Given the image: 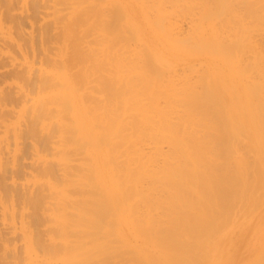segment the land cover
I'll list each match as a JSON object with an SVG mask.
<instances>
[{"label": "bare ground", "instance_id": "obj_1", "mask_svg": "<svg viewBox=\"0 0 264 264\" xmlns=\"http://www.w3.org/2000/svg\"><path fill=\"white\" fill-rule=\"evenodd\" d=\"M134 1L136 3L139 1L140 3L142 1L144 2V0L142 1L131 0V2ZM156 1H158L156 3L157 9L155 8L156 13L155 16L152 17V19H150L149 16L146 15L147 9H145L146 6H143L146 2L144 3L142 2L143 3L142 5L140 4L141 6L140 9H142L144 13L143 16H144V20L146 21V27H142L141 25H139V23L133 18L134 16L132 17L133 13L129 14L128 23L133 28V31L136 32V34L148 32L149 38L146 37L147 40L146 45L148 44L147 48L150 50L151 53L154 54V59L157 60L158 62L159 61L166 62L169 56L176 51L179 52L182 51L183 54H186L188 48L197 49L198 51H200V53L201 52L211 53L212 56L210 57L211 59L213 58L215 61L210 62L211 67H208L210 76L207 79L205 85H201L200 89H198L197 85L193 83H187V84L185 83L183 85L185 86L184 88L182 86L181 88L178 89L172 83V81H163L161 79V72H156V68L154 66L156 63L147 57L146 52L140 51V49L133 50L132 51L133 56L128 61L126 62H123L121 60L117 61L119 67L122 64H125V67L129 66L128 67V70H130L128 72L129 74L124 73L120 77H118L122 71L127 72V68L125 69L122 68V71L118 73L116 79L112 82V86H115L113 87V89L116 98H118L124 104V109H123V105L122 107L121 105L119 106V109L122 108V114L124 115L123 113L124 111H131V113L133 111V114H130V112L128 113L126 112L125 113L126 118L125 117L123 118L128 119L130 116V119H128V121L125 120L126 122L124 123L121 117H117L121 114L120 113L121 110L115 107V104L118 107L119 103L117 104L118 101L116 102L114 100V102L116 103L113 105L117 111L119 110L118 112L116 111V113H118L117 116L115 115L116 118L112 117L114 116L113 115L115 113L114 111L111 112L112 115L109 114L111 115L113 120L111 119V117L110 120L109 116L106 114L104 115L105 116L104 118L103 115L101 116V114H99L98 111L95 113L92 111L90 113L91 115L93 113L92 119L94 121H92L91 115L89 114L90 115L89 116L87 113H85L87 112L85 111V107L89 105L88 102L87 103L84 102L86 104L84 107L82 106V104H79V101H76L80 97L78 92L82 93V89L78 91L79 88H77L78 87L77 85L80 86L81 84H83L82 82L87 81L86 79H88L90 75V72H87V70L91 62L94 60V57L91 54V52H86L82 49H79L78 46L75 43H73L75 35L72 33V26L74 25V23L80 19L82 20V21L80 20L81 21L80 23H82V25L84 24L86 25L88 23V19H87L88 16L84 5L79 6L80 8L77 7V12L76 9L74 10V12H76L75 13L76 16L74 14L72 15L78 18L75 21L74 17L71 16L75 22L72 21V19L71 20L69 19L68 21L69 23H67L68 25L65 28L64 34L66 38L71 37L70 39H72L73 37L72 45L75 48L74 49L71 48V50H73L71 53H69L70 51H62L60 48H58L60 51L57 52L59 53L54 52L56 57L49 58L50 56H48L47 52H49L51 49L47 46L46 47L43 46L42 54L45 55L47 53L46 54L47 56L45 55L47 59L43 60L45 56L44 58L43 55L41 57L42 50H38V49L36 50V47H34L32 41L33 37L31 35L30 54L27 53L31 57V61L25 57L24 63H26L25 64L26 68H21L19 71H13V70L8 72L6 71L3 73V75L11 74L21 79V77H24L25 73H27V77H28L27 82L28 84H31L32 87L26 90L24 87H23L24 90L22 87H20V89L22 90L20 95L24 98L23 100H25V97H27L32 93H35L36 98H38L37 105L40 106V109H44L41 110V112L42 111L48 112L51 109L48 105L54 102L53 95L54 97L56 96V98L58 97L60 98V96H58L60 93L63 94L66 98L68 97L67 99L71 98L72 100L71 103L67 99L64 101L63 98L62 99L60 98V100H63L64 102L68 101L66 103L67 104L70 103L71 105L73 102L72 107L75 105V110H77L76 111L77 113L75 111L74 112L77 116L79 114L78 111L82 112V110L84 109L83 110L85 111L84 114H87L89 117L87 116L88 118H85L79 115V117L77 118L75 115L74 118H77V120L79 119L77 122H80L81 125L79 123L77 124L74 123L73 120H71L72 122L71 124L73 125L74 123L75 127H78V130L80 126L84 128V130L82 128H81L82 130L81 129L79 130V134L80 131L82 134V135L80 134L79 136H81L83 140L84 138L89 139L91 136V140L90 139L88 141L86 140V142L89 145L88 148L90 147V145H92L90 147L91 149L89 148L91 151L93 150L92 152H94V149L96 151L97 149L96 146H99L98 148L102 147L101 146L102 144L105 145V147L103 146L105 149L109 147L106 145H110V151H111L112 150L111 145L113 144L114 145L117 144V146L120 145L121 143L119 141L122 142L123 141L122 139H124V142H126L125 141L126 132H124V130L130 127L129 125L130 124L129 120H130L131 127L129 130L126 131L131 130L129 139L132 142V147L130 146V148L127 151H125L124 155L126 157H122L123 160L120 157H119L120 160H116L117 159L116 155L118 154L122 155L121 148L118 147L117 149L116 146L115 147L113 146L115 149L113 147L112 148L114 150L117 149V151L120 150V152L118 151L117 153H115L116 151L114 152L113 150L111 152L107 151L106 153L110 152L111 154L102 153L101 155H99L100 158L98 157V153L96 156L95 154H92L90 150H88L91 155H95L96 157L99 158L98 161L100 165L97 164L98 163L97 161L96 164L92 162L95 165L91 163L93 169L96 168L99 169L100 167H102V169L100 170L97 169L95 170L96 172L99 173L98 175L100 176L99 179L96 180L99 181L98 182L99 184L94 181L95 185L98 184L99 187L102 186V190L100 192L102 193L101 194L102 196L99 195L100 193H98L100 198L93 197L95 199H91V196L96 195V193L93 194L94 192L92 191L89 194L91 196L87 195L89 196L87 199H86L87 196L82 198V200H85L83 202L84 205L81 203L82 201L79 202L78 205H76L77 207L81 206V208H85L81 210L79 207V209L81 210L79 212L81 213L80 216H83L82 215L83 212H86L84 213V217H86L85 219H88L90 221L89 223H91L92 220L94 221V219L96 218L97 220L100 219L102 223L106 222L105 220L108 221V219L109 220L113 219V221L110 222L112 223V225L118 223L120 225L121 223H123L124 226L125 225L124 223H126L125 227H127V225L129 226L130 229L129 231L131 232L130 234H132V236L135 237V239L139 238L142 241L141 245L139 244L138 247H136L137 245L135 246V250H134L136 251L135 255L132 254L134 251L132 252L129 251L130 252L129 257L131 258L134 257L131 261L132 262L131 264L133 263L134 264H201L202 263L201 260L204 261V259L201 258L207 257L208 254L207 256H205L206 254L203 253L206 252H199L197 250L201 251L203 249L201 247L206 245L204 244L206 242L205 240H207L206 238L211 240V238L209 237L211 236L213 238L214 232H216L219 229V227H222L223 224L225 226V224L227 223V218H229L228 216L230 210L232 208L235 207L236 209H240V208L243 209L244 204L241 205V203L243 202V199L246 202L247 200L246 195L254 192L257 193V191L261 190V188L264 187V179H263L264 169H262L264 165V130H263L264 127L263 126L264 125L263 95L264 94L260 92L264 90V85H262L264 81L262 82L261 80H259L260 83H258V81L256 82L253 81V83L254 82L256 83L253 85L249 84L252 82L248 80H247L248 82L245 81L246 68L244 65H242L244 67L243 68L241 66V63L237 60L238 57L237 51L239 52L240 48L243 47L242 46L244 45L243 38L246 35L244 34V31L241 34L239 32L240 30L235 31V29H238V27L241 24L243 25V23L246 22L241 21L242 23L240 22L241 24H239L238 22L236 23L235 20L233 22L235 26L234 24L231 25L230 22L231 20L229 21V19L233 17L232 14H234L235 16L238 14L237 12H235L232 6L229 7L230 5H227L226 1L230 2V0H212V2H210L211 0L202 1L203 7H201L202 10H200L198 20L195 21L190 28L191 30L190 36H193V42L196 43V46L190 45L188 48H183L178 44V41L180 39L176 36V33L178 32L176 31V29L179 26L178 25L172 26L166 21L167 18L166 15L168 14V12L166 11L167 12L166 13L165 12L166 9H164L165 6L163 8L161 5L164 4V0H156ZM166 1H170V2L172 1L173 3L175 0H165V2ZM205 1L206 2L208 1L210 3L208 2L205 3V5L207 4L205 6L204 5ZM246 1L247 0H245V2ZM253 1L254 3L255 1L258 3L259 0H253ZM79 2H81V0ZM259 3H260L259 6L261 4L264 5L263 0H260ZM255 5L256 8L259 7L257 6V4ZM261 7L263 6L261 5ZM83 8L85 11L83 10ZM261 9L262 8H259L258 11L261 12ZM226 11H229L228 13L231 15L228 17V19H226V16L222 15ZM255 11L257 12V10H253V13ZM261 14H260V20L262 19L263 21L264 17L261 18ZM241 15L239 16V18L241 17ZM83 21L85 22L87 21V22L85 23ZM218 22L220 23L222 22V23L219 24ZM252 22L250 23L251 25ZM254 22L258 23L259 21L258 22L254 21ZM218 25H220V27ZM251 25L248 24L247 26L250 27ZM232 26L233 28L235 27L234 30L232 29ZM248 35L250 37V34ZM250 43L247 44V46H249ZM251 44L253 46L254 43ZM18 45L20 46V43ZM207 48L208 50H206ZM36 53L40 57V61H42V63H45V61L47 60L49 61V59L50 61L52 60V66L49 68L47 67L39 68V72L37 73L36 77H34V79L32 80L30 78L33 70V61L34 59H37ZM198 58L202 59L200 57ZM205 58L206 57H203V60H205ZM76 61H77L76 66H79L80 68L78 67L79 70L78 72H76V74H71L69 68L71 67L72 63H75ZM207 61L210 60L208 59ZM48 64L50 65V63ZM21 74L24 76H22ZM95 78H94L95 84L97 85L99 92L97 91L96 88L95 90L96 92H98L99 97L97 100L99 102L102 88H104V86L107 85V88L110 89L111 82H105L104 77L101 76L100 74L95 76ZM256 79L254 78V80ZM54 81H57L58 83L62 84V88L55 89L53 91H50L47 95L44 94L40 96L43 90L45 89V87H47L52 83L53 85L55 84ZM257 83L259 86L257 85ZM255 88H257V94ZM258 90H260L259 93H261L262 95H259ZM6 95H7L6 93H3V91L0 90V101L6 102L5 100ZM63 95L61 96L63 97ZM160 97L165 98V102H164L165 104L160 103L159 100ZM101 100L104 99L101 98ZM84 101L86 100L84 99ZM38 102L40 104H38ZM105 102H106L105 100L102 102L103 109L101 110V112L105 111L108 114L109 112L105 110L106 109L105 106H107L108 109L109 105L104 104ZM181 105L184 107L182 108L184 112L182 111L183 113L181 112V114L180 113L178 114L177 111V113H175L174 112L175 109L173 108L174 107L176 108L177 106H181ZM112 110L113 108L111 109V111ZM131 116L134 117L132 120H131ZM89 118H90L89 120L90 124L93 125L92 128H91L92 125H90L88 121ZM95 122L96 124L97 123L98 124L95 125ZM127 123H129L128 124L129 126L127 125ZM82 131L85 132L83 133ZM244 132L250 133L251 137L250 135L246 136L247 133L244 134ZM88 134L90 135L89 138H87ZM239 134L242 135L241 138L243 136H246V138L249 137L247 139L248 140L247 143L250 146L249 147L251 149L250 151H252L253 149V152H256L257 154L255 159H257V157L258 159L256 161L255 159L251 160V161H255L253 165L254 166L253 173H251V170H249L250 171L249 173L247 167L245 169V166H247L248 163L247 155L246 157H244L245 155L243 156L242 154L243 152L241 153L240 156L235 155L237 151L234 147L235 142H237L236 140L238 141L242 139L244 140V138L242 139L237 138ZM186 135L189 138H187ZM146 138H149L150 141L154 140V142L152 143H155L154 148H156V150L158 149L157 150L158 152H160L162 149V145L161 146L159 145L161 142L162 144L163 142H167V144L172 147L171 150L169 149L171 151L170 153H172L170 154V156L169 155L166 156V154H169V151L168 153L165 152V155L161 151V156L164 157L162 158L164 164L162 163V161L159 164L160 165L162 164L163 166L158 165L159 167L156 166L157 168L155 169L154 166L156 164L154 165V162L156 161L155 160L156 158H154V155H149L150 152L146 153L144 150H142L143 148H141L139 143L141 142V140H144ZM89 141L90 143L92 142L93 143L90 144L88 143ZM123 145L124 143L122 142L121 146ZM112 152L113 154L115 153V155H112ZM248 152L249 151H247V153ZM122 153L124 152L122 151ZM125 160H126V164L122 162ZM116 161H121V162L119 164L116 163ZM121 163L124 165H122ZM152 164L154 166H152ZM97 165L100 167L98 168ZM119 165L122 167H120ZM94 166H96V168ZM93 169L88 168L87 173L88 172L90 173L91 171V174H93L92 172ZM98 175L96 174L92 176L89 175V177L88 174H86V176L82 175L84 177L82 180L86 181L89 178L90 181L91 179L93 181V177L95 176L98 177ZM250 176L253 178V180H250ZM149 180L151 181V183H149ZM84 181H81V183L82 182L84 183ZM88 184L90 186H93L94 183L88 182ZM261 184H263V187ZM98 185L95 186L98 188V190L95 192H99L100 190ZM157 186L159 189L157 193L159 192V194H161V191L163 190L161 189L162 186H163L162 188L164 187L166 188L164 189L167 190V194L164 191V194H166V196L163 194L165 196L164 198H162L163 196L161 197L162 194L160 195V198H158L159 195H156L155 193L156 189L154 187L157 188ZM93 188L94 187H92V189ZM97 188L93 190H96ZM152 189H155L154 190L155 195L152 193L153 195L149 196L151 194V193L149 194V191ZM157 198L158 201L156 200ZM88 199L90 201H88ZM249 200H251L252 203L257 202V199L254 197L250 198ZM239 201H241L240 207L237 208L238 205L235 202H239ZM59 208L62 209V211H60ZM59 208L58 210L57 209L56 210L58 212L59 211L63 212V214H67L68 217L67 215L64 216L62 213L59 212V214H62L63 216L62 218L59 215L60 216L59 218H62L63 220L62 219L56 220L54 218L53 221L55 222H53V226H56V228H54L55 231L56 230L59 231V228L62 227L63 225L62 223L63 221H64V225L65 223H67L66 225H68L69 223H70L69 225H71L72 223V225L78 224V226L80 224L81 226L80 228L84 227L82 231L80 228H77L78 227L77 225H74L73 227L69 226V229L67 230L68 231L70 230L71 233L73 232V229H75L74 231L77 230V232L72 233L75 235L78 233V229H80L79 232L80 231L84 232V230L87 229L86 227H89V225H91L89 229L92 228L93 230L94 227H92V225L93 226L96 225L95 227H97V225L100 226L103 225V224H99L100 223L99 221H94L92 222L93 224L85 223L86 224L85 227L84 223H82L84 222L83 221L84 217H82L83 220L79 218H77L76 220V217H73L76 216L74 214H77L78 209L76 210L74 207L73 209H75V211L77 212L75 211L69 212L68 210L63 211L65 209L64 207L62 208L60 206ZM154 208H157V211L153 210ZM158 208L162 210L161 214H159L160 212L157 213ZM152 210L155 213H157L156 216L155 214H153L154 212L151 213ZM71 213L74 214L71 216ZM231 213H230V218L232 215ZM109 214H111L112 216L116 215L118 219L112 216H111L112 219L110 216L107 219L106 217ZM235 214L236 212L234 213V215ZM56 215L53 214V216L57 218L58 215L57 216ZM70 216L75 218V221L74 219H70ZM66 217L68 219H65ZM230 218L228 220H230ZM69 219L70 222L68 223ZM59 220H62L60 221L61 223L59 222ZM72 220L76 223H74ZM56 221H58L59 224ZM77 221L81 223L79 222L77 223ZM110 223L107 224L106 222L105 225L108 226ZM229 223H231V225L229 224L231 228V232H229L228 234L221 235L222 237H220L219 243L217 242L219 245L222 244L226 245L229 242H231L233 239L236 240L237 238L241 237L240 229L244 226V223L238 222V225L235 226H233L232 222ZM57 224L58 227L59 225H61L58 229H57ZM64 225L63 227L67 228V226L65 225L66 226L65 227ZM236 226H238L237 230H236ZM98 228L99 227H97V229ZM62 229H60L61 230L60 234L59 232L57 233L56 231V235H55L53 233V230H51V233L54 235V237H58L57 234L61 235L63 234L62 232H66V229L64 231H62ZM89 229H87L88 231H86L85 233L88 234L90 233L92 237L94 235L92 234L93 231L91 232V230ZM97 229L95 228L94 231H96ZM100 229L99 232H97L98 230L96 231L99 235L101 231ZM96 232L94 235L95 237H97L98 235ZM104 233H102V235H104ZM120 234L122 233H119V236L121 237ZM67 235H69V233ZM70 235L68 237L72 236ZM77 235L80 234L78 233ZM63 236L64 234L60 236L62 238V239L60 238V241L64 240V238L66 239L67 237L65 235V237L63 238ZM81 236H85V237H81ZM81 236H80V241L78 242L75 241L76 239H78V237H74V238L72 237L73 239L69 238L70 240H74L76 238L74 241L71 242L75 243V246H77L78 249H79V245H81L82 248L84 247L86 248V246L89 247L91 245L92 248V246L95 244V241L99 238L98 237L96 239L95 237H92L93 239L95 238L94 243H92L93 240L91 239V243L88 246L86 244H88V242L90 241L89 240L86 241L87 239L85 238H87L88 236L90 237V235L86 234ZM120 237L119 238L117 237L119 240L118 243L119 242L122 243L123 241H125L123 240L125 238L123 239L121 238L122 240H120ZM122 237H125V235ZM253 237H257V236L251 234V236L249 238H246L245 240L249 241ZM115 238L116 236H114V239ZM56 239L57 238L50 239L52 241L51 245L55 244L54 246L48 244L49 246H51V248L53 247L52 250L50 249L53 253L56 250L55 248H58L57 243L59 242L54 241ZM130 239H128L129 242H131ZM81 240L82 241L85 240L86 244L85 242H83L82 244ZM261 240L262 239H259L258 242H260ZM103 241L101 240V242ZM71 242H69V240L67 239L65 243H67V245L68 244L70 245L67 246L65 244L66 248L69 246H72V249L76 248L74 244L72 245ZM99 242L100 240L97 241V244H95L97 246H93V247L97 249V251L100 252L101 254H104L102 256H105V258H101L100 260L104 261V259L109 258L108 256L110 255V253H112V257H114L113 259L116 260V263L118 259L121 261V258L123 257L122 261L126 264H130V261H128L129 263L126 262L127 259L125 258L128 257L125 256V254L124 257L122 255L123 253L121 252L118 253L119 252L118 248L121 247V245L124 244L125 242L122 243L121 245L115 242L118 248L115 247L113 248L112 246L113 249L111 248V244L106 242L105 243L106 246L108 244L110 245L109 247L110 249L109 248L107 249V247L105 248L106 251L103 249L105 247V244L102 243L104 244L102 246L101 243L98 244ZM61 244H63V242ZM99 245H101L102 248ZM59 246L66 249L64 244ZM81 247L79 249V252L81 250ZM99 247L101 250L104 251H101L100 249L99 251L98 250ZM124 247L121 248L124 249ZM64 249L62 251L63 253L65 251ZM69 249L71 250V248ZM76 249L74 250L75 252L70 251V253L69 250L65 251L68 252L69 254L64 255L63 257L68 256L66 258L70 260L68 261L65 258L66 260L65 262L68 261L69 264H73L75 260L77 261L80 259L78 262L82 263L84 262L82 261L83 259L82 256H84V254L85 257L86 256L90 257V254L94 252V251L93 252L90 251V247L89 250L88 248H86V250L83 249L82 251L84 252L86 251V252L85 253L83 252L84 254H81V257L79 256L80 253H78V257L80 258H77L76 252L78 251V249L77 251ZM111 249L113 250V252H115L114 250L116 251L118 250L117 253L115 252L116 254H114L117 256H113V252ZM220 249L221 247L216 248L215 252L219 251ZM109 250H111V252ZM126 250L124 249V252ZM213 250L214 249L211 248V251ZM51 251H49L50 254ZM56 251L58 252L59 250ZM107 251L109 254L105 255ZM196 251L197 253L199 252L202 254L197 255ZM87 253L89 255H87ZM94 253L91 255L94 256ZM58 254L59 252L56 255ZM119 254L122 256L121 258L118 256ZM131 254L134 256H132ZM194 254H196V258H200V259L197 260L194 257L195 256ZM126 255H128V253ZM88 257L87 260L89 262V260L90 261L92 260L91 259L92 257L91 258ZM112 257H110V259ZM115 257H117V259ZM131 258H128V260L129 259L131 260ZM209 258L210 257H208L207 259ZM96 259L94 260L97 263L98 260L96 261ZM94 260H92V262ZM107 260H106L107 264L111 262V261L107 262ZM119 260H118V264H122L123 262L121 261L122 262L121 263ZM196 261L198 263H196ZM199 261L201 263H199ZM92 262H90V264ZM95 262H93L92 264H94ZM49 263H52V261L50 260ZM103 263L105 264V262ZM97 264H99V262Z\"/></svg>", "mask_w": 264, "mask_h": 264}, {"label": "rangeland", "instance_id": "obj_2", "mask_svg": "<svg viewBox=\"0 0 264 264\" xmlns=\"http://www.w3.org/2000/svg\"><path fill=\"white\" fill-rule=\"evenodd\" d=\"M79 1L80 0H0V90L3 91V93L7 94L5 97L6 102L0 101V264H48L50 260L52 261V263H49V264H53V262L54 264H69L68 261L70 260L66 258L68 256H65V257L63 256L68 255L70 251L75 252L74 250L77 248V246H75V243L71 242V241H74L76 238L74 240H70L69 238L73 239L74 237H78L79 240L78 239L75 240L78 242L80 241V236L86 235V234L90 235V237L86 236L87 238H85L87 239L86 241L89 240L90 242L86 244L85 240L83 241L81 240L82 244L83 242H85V244L89 246L91 243V239L93 240L92 243H94V239L95 238L97 239L99 237L95 241V244H97V241L100 240L98 244L101 243L102 246L106 242H108L109 244H111V248L112 246L113 248L114 247L118 248L115 242L118 243L119 241L118 238L120 237L119 233H122L120 234L121 235L120 240L125 238L123 240L125 241L127 240L126 242L128 243H126L125 241L123 242L121 241L122 243L124 242L125 243L122 244L119 242L118 244L120 245L122 244L121 245L122 248L125 246L124 249L125 250L127 249L128 252L127 250L124 252V249L119 247L118 253L121 252L123 253L122 254L123 256L125 254V256H127L128 258H131L129 257L130 252L135 250L136 245H137L136 247H138L139 244L141 245L142 241L139 238L135 239V237H133L132 234H130L131 232L129 231L130 230L129 226L127 225V227H125L126 223H124L125 225L123 226V223L119 225L117 221L118 224L112 225V223L110 222L113 221L112 217H116V215L112 216L111 214H109L106 218L108 219L109 216L110 217L112 216L111 217L112 220L108 219L109 221L108 222L107 220L104 219L107 222V224L110 223L108 226L105 225L106 222L102 223L100 219L97 220L96 218L94 219V221H99L100 222L99 224H103L101 226L97 225V227H99L98 229L97 227H95L96 225L94 226L92 225V227H94V230L95 228L98 230V231L96 230L97 232H99V229L101 227L100 230L103 232L100 231V235H99L92 228L89 229L91 225H89V227H86L85 223L93 224L92 222H94L92 220L91 223H89L90 221L88 219H85L86 217H84V213L86 212H83L82 214L83 216H80L81 213L79 212L85 208H81V206H78V207L76 206L81 201H82L81 203L83 204L85 200H82V198L89 195L90 192L92 191L94 192L93 194L96 193V195L95 196L89 195L91 196V199H95L96 197H99V195L102 194L100 193L102 190V186L99 187L98 185L99 181H96L100 177L98 175L99 173L95 171L97 169L96 166H94L96 169H93L92 167V164L93 163L96 164V161L98 162L97 164L100 165L98 161L100 158L99 155H101L102 153L109 154L112 150L114 152L116 151L115 153H117L118 151L120 152V150L117 151L119 147L121 148L122 155H119V154H118L119 156L116 155L117 156L116 160H120V158L126 157L124 155L125 151H127L130 148V146L132 147V142L129 139L131 130L126 131L130 129L131 121L129 120L130 124L127 123V125L128 124L130 125V127L124 130V132H126L125 133L126 142H124V139H122L123 140L122 142L124 143L123 146H121L122 142L119 141L121 143V144L119 143L120 145L117 146L116 143H115L116 145L114 144L111 145L112 147L116 146L117 149L114 150L115 148L113 147L114 148L113 149L111 147L112 150L110 151V145H106L109 147L105 149L104 148L105 145L102 144L101 145L102 147L100 148H98L99 146H96L97 147L96 151L93 148L94 152H92L93 150L92 151L90 150L91 149L90 147L92 145H90L89 147L90 149H89L88 148L89 145L86 142V140L87 141L89 139L91 140V136L88 134L87 135L88 137L87 136L86 137L89 138L90 136V138L89 139L84 138L83 140L82 137L79 136L81 134V131L79 134V130L82 127L80 126L78 130V127H75L74 123L80 124V122H77L79 120V119L77 120L79 115L82 117L88 118L91 115L90 113L92 111L94 113L98 111L99 114H101V116L103 115L104 118H105L104 115L106 114L109 116V119H110L112 115L111 112L113 111L115 113L113 114L114 116L112 117H115V115L117 116L118 113H116L117 111L116 108L119 109L120 105L121 107L123 105V109H124V104L118 98H116L114 94L113 87L115 86H112V82L116 79L118 73L122 71V68L124 69L127 68V72L122 71L118 77H120L124 73L129 74L128 73L130 71L128 70L129 66L125 67V64H122L119 67L117 64V61L118 60H121L123 62L128 61L133 56V53H132L133 50L140 49V51L146 52L147 57L156 63L154 66L156 68V72H161V79L163 81H172V83L178 89L181 88L185 83L186 84L187 83L196 84L197 88L200 89L201 85H205V83L207 82V79L210 76L209 68H208V67H211L210 62L215 61L213 58L211 59L210 56L212 55L209 52L200 53V51H198L197 49L188 48L190 45L196 46V43L193 42V36H190V31H191L190 28H191V25L195 21L198 20L200 10H202L201 7H203L202 1L204 0H178V1L175 0L173 3L172 1L165 2L164 0V4H161L163 8L165 6L164 8L166 9L165 12L166 11L168 12V14L166 15L167 16L166 21L172 26H175V25L179 26L176 29V31H178L176 33V36L180 39L179 40L180 42L178 41V44L183 48H188L186 54H183L182 51L173 52L172 55L169 56L166 62H161V61L158 62L157 60H155L154 54L151 53L150 50L147 48L148 44L146 45V41H147L146 37L149 38L148 32H146L147 34L145 32L141 34H136V32L133 31V28L128 23L129 14L133 13L132 17L134 16L133 18L139 23V25H141L142 27H146V21L144 20V16H143L144 13L142 9H140L141 8L140 4L142 5L144 2H146L143 5V6H146L145 9H147L146 15L149 16L150 19H152V17L155 16V13H156L155 8L157 9L156 3L158 1L156 0H146L145 1L144 0L143 2L141 0L143 3L142 2L140 3V1L137 3L135 1L131 2V0H81V2ZM188 1L191 3H189ZM252 1L253 0H247L246 2L245 0L244 1L243 0H230V2L226 1L227 5H230L229 7L232 6L235 12H237L238 14L236 16L232 14L233 17L229 19V21L231 20L230 21L231 25L234 24L233 22L235 20H236V23L238 22L239 24H241L242 22H246V23H243V25L241 24L238 27V29H235V31L240 30L239 32L241 34L244 31V34L246 35L243 38L244 45L242 46L244 47V49L242 47L240 48L239 52L237 51V54H238L237 60L241 63V66L242 65L245 66L246 68L245 69V76H246L245 81L252 82V83H249L250 85L256 84L255 83L256 81L260 83L259 80H261L262 82L264 81V22H263L264 20L263 21L262 19L260 20V14L264 10V5L261 4L263 7H261V5L259 6V4L262 3V2L259 3L260 0L258 1V3L256 1L255 3L253 1L252 3ZM207 2L205 1L204 5ZM210 2H212V0ZM263 3H264V0H263ZM255 4H257V6L259 7L256 8ZM81 5L82 6L84 5V7L86 8L85 10L88 16L87 18L88 23L86 25L84 23H83L84 25L80 23L82 21L81 19H80L81 21L80 20L76 21L78 17H74L72 15L74 14L76 16L75 13L77 12V7L80 8L79 6ZM259 8H262L261 12L258 11ZM75 9H76V12H74ZM253 10H257V12L255 11L256 13L255 12L253 13ZM228 12L229 11H226L224 12V14H222L226 16V19H228V17L231 16ZM248 13L250 16L248 15ZM239 14L240 15L242 14L240 18H239L240 16ZM262 14H264V11L262 12ZM262 14H261V18L264 17V15ZM71 16L74 17L76 22L74 21V19H72ZM69 19L70 20L72 19V21L75 22L74 25L72 26V33L75 35V38H76V39L74 38V40H73V37L72 39H70L71 37L66 38L64 34L65 28L68 25L67 23H69L68 22ZM252 20L253 22L254 21L256 22L259 21V22L253 23ZM247 22L249 25H251L250 23L252 22V25L250 26L251 29L250 27L247 26L248 25ZM218 23L221 24L222 22L221 23L218 22ZM226 24H229V23H226ZM239 24H236V25H239ZM254 25L257 26L259 29L255 27ZM218 26L220 27V25ZM234 28L232 26L233 30ZM248 34H250V37ZM31 35L33 37L32 41H33L34 47H36V50L37 49L42 50L41 57L43 55L42 54L43 46L44 47L47 46L51 49L50 51L48 49L49 52H47L48 56H50L49 58L56 57L55 53H59L57 51H60L58 48H60L62 51H70L69 53H71L73 51L71 50V48L72 49L75 48L72 45L73 43H75L79 49H82L86 52H91V54L94 57V60L91 62L87 70V72H90L89 78L86 79L87 81L82 82L83 84H81L80 86L79 85H77L78 87L76 86L77 88H79L78 91L82 89V93L78 92L80 97L76 101H79V104H82V106L84 107L86 105L85 103L88 102L89 105L88 104L87 105L89 107L88 106L85 107V111L87 112L83 111L84 110L83 109L82 112L78 111L79 114L77 116L75 114V112L77 111L75 110V105L72 107L73 102H72V105L70 104L72 101L71 98L67 99L68 97L66 98L63 94L60 93L58 96H60L61 99L63 98L64 101L66 99L69 100L70 101L69 104L71 106L66 103L68 101L64 102L63 100H60L58 96L57 97L59 99L56 98V96L54 97L53 95L54 102L48 105L51 108L48 111L49 113L47 111H44V112L42 111L43 112L42 113L41 110H44V109H40V106L37 105L38 98H36L35 93H32L28 95L27 97H25V100H23L24 98L20 95V93L22 92L20 87L22 88L24 87L25 90L32 87V85L28 84L27 82V78H28L27 73H25V76L21 74L22 76H24V77H21V79L11 74L3 75V73L6 71L7 72L12 71V70L19 71L21 68H26L25 66L26 63H24L25 57L31 61V57L27 54V53L30 54ZM11 37H14V38H11ZM72 40L74 41L73 43H72ZM250 42L254 43L253 46ZM19 43H20V46L18 45ZM249 43H250L249 46L252 48L247 46V44ZM206 50H208V48ZM45 55H43V58ZM36 56H37V59H34L33 61V70H32L31 78H30L32 80L34 79V77H36L37 73L39 72V68H46V67L49 68L52 66V60L50 61L49 59L50 62L47 60L45 61V63H42L37 53H36ZM46 56L43 60L47 59ZM198 57L202 59H199ZM203 57H206L205 60H203ZM208 59L210 61H207ZM48 63H50V65ZM76 64H77V61L75 63H72L73 66L71 65V67L69 68L71 74H76V72H78L79 66H76ZM99 74L104 77L105 82H111V88L110 89L107 88V85H105L104 88H102V91L100 93V101L98 102L97 99L99 97L98 95L99 91H98L97 85L95 84L94 78L95 76ZM254 78L255 79L257 78V79L254 80ZM253 81L255 82L253 83ZM54 83H55L54 85L52 83L48 85L47 87H45V89L43 90L40 96L44 94L47 95L50 91L62 88V84L58 83L57 81H54ZM262 85H264V83ZM184 87L185 86H183V88ZM95 88L97 89L98 92H96ZM255 89H256V94H257V88ZM259 91L260 90H258V93ZM260 92L264 94V90ZM261 93H259V95H262ZM61 95H63V97ZM101 98L104 99L108 103L107 104L105 102L104 104L109 105L108 106L109 111L107 109V106H105L106 109L104 108L107 112H109L108 114L105 111L101 112V110L103 109L102 102L104 101V100H101ZM84 99L86 101H84ZM114 100L116 102L118 101L117 102V104L119 103L118 107L115 104L116 102H114ZM159 100H160V103L165 102L164 97H160ZM111 103H112V106H111ZM38 104L40 103L38 102ZM113 104H115L116 108L114 107ZM110 108L111 109L113 108V110L111 111ZM182 108L184 107L181 105V106H177L176 108L174 107L173 109H175L174 111L175 113H177L178 111V114L179 113L181 114V112L183 111ZM119 110H121L120 112L121 114L117 117H121L124 123L128 121V119H130V116L128 119H125L126 118L125 113L130 112V114H133V111L132 113L131 111H124L123 112L124 115H123L122 108H120ZM84 112L90 115L88 116L87 114H84ZM75 115L77 118H74ZM92 115H91V120L94 121L92 119L93 118ZM133 118L134 117L131 116V120ZM71 120L74 121L73 125L71 124L72 123ZM89 120L90 118L88 119V121ZM89 124H90V121H89ZM97 124L95 122V125ZM92 127L93 125L91 126V128ZM82 129L84 130V128ZM263 130H264V127H263ZM82 132L84 133L85 131H82ZM246 133L244 132L246 136L250 135L251 137L250 133L248 132ZM241 136L242 135L239 134L237 138L240 139ZM246 136L242 137L244 138V140L242 138H241L242 140L240 141L236 140L237 142H235L234 144V147L237 150L235 155L240 156L242 152H243L242 153L243 156L245 155L244 157H246L247 155L248 163H247V166H245V169L247 167L248 172L250 173L249 170H251V173H253L254 171L253 165H254V162L258 159V157L257 159H255L257 155L256 152H253V149L252 151H250L251 150L249 148L250 146L247 143L248 142L247 139L249 137L246 138ZM149 138L141 140L139 144L141 148H143L142 150H144L146 153L150 152L149 155H154V158H156L154 165L155 164L156 165L154 166L152 164V166H154L156 169L157 167H159L158 165H160L159 163L162 161V158H164L163 156H161V151L162 153H164V155H165V152L168 153L169 151V154H166V156L167 155L170 156V154H172L170 153L171 152L170 150L172 149V147L168 145L167 142H163V144L161 142L159 145L160 146L162 145V149L160 152H158L157 151L158 149L156 150V148H154L155 143H152L154 142V140L150 141ZM88 143H90V141ZM244 143L247 144L248 146L245 145ZM98 149L100 150L104 149L103 151L105 152L100 151ZM88 150H90V152L92 154H95L96 156L98 153L99 158L96 157L95 155H91ZM107 151H110V152L106 153ZM122 151L124 153H122ZM247 151L249 152L247 153ZM115 153L113 154L112 152V155H115ZM155 153L157 156L155 155ZM251 154H252V157H251ZM253 159H255V161H251ZM126 160L122 162L126 164ZM120 162L121 161H116V163H119V164ZM98 165L97 167L99 168L100 166ZM263 167L262 169H264ZM88 168L93 169L92 170L93 174H91L90 170H89L90 173L89 172L87 173ZM100 169H102V167H100L97 170H100ZM86 174H88V177L89 175L91 176L94 174L98 175V177L97 176L93 177V181L92 179L90 181L88 177H87L88 179L86 178L89 183L91 182L94 183L93 186H90L87 180L86 181L82 180L84 178L82 175L86 176ZM263 174H264V170H263ZM263 179H262V182H263ZM250 180H253L251 176H250ZM81 181H84V183L83 182L81 183ZM94 181L98 183L97 185L100 188L99 192H95L98 190V188L95 187L97 185H95ZM149 183H151L150 180H149ZM261 185L263 187V184ZM92 187H94L93 189L95 188L97 189L93 190ZM162 187L161 189L163 190L161 191L160 189L162 195L159 194V192L157 193V191L159 190L157 186V188L154 187L156 190L152 189L150 190L152 192L149 191V194L151 193L149 196L153 194L155 195L156 193V195H159L158 198H160V195L161 197L163 196L162 198H164L167 194V190H165L166 189L165 187H164L165 189ZM154 190L156 191L155 193H154ZM164 191L166 192V194H164ZM98 193L100 194L98 195ZM89 196H87L86 199ZM246 197H247L246 202L243 199V202L241 203V205L244 204L243 209L241 208L236 209L234 207L236 209L235 210L234 208H232L230 210V213L232 212L231 218H230V213L228 216L230 220H228L229 218H227V223L225 224V226L223 224L222 227H219V229L216 232H214L213 236L215 238L214 237L212 238L209 235L210 237L209 236L208 237L211 238V240L206 238L207 240H205L206 242L204 243L206 245L201 247L203 248L201 251L197 250L199 252H206V253H203V254H206L205 256H207L208 254L207 257L201 258V259H204V261L201 260L202 263L200 261L199 263L201 264L203 263L204 264H264V187L261 188V190L257 191V193L255 192L249 193L248 195H246ZM252 197L256 198L257 202L252 203L251 200H249ZM158 198L156 199L157 201H158ZM88 201L90 200L88 199ZM240 202L241 201L235 202L238 205V207L236 206L237 208L240 207ZM60 206L62 208L63 207L65 208L63 211L68 210L69 212H74L77 207L78 212L77 211L75 212H77V214L79 213L78 216L77 214H74V213H71V216L73 214L76 215V216H73V217H76V220L77 218L82 219V217H84V220L82 219L84 222L82 223H84L85 227L91 230V232L93 231L94 233L92 232V234L95 235V232H96L99 236L97 235V237H95L93 235L92 237H95L93 239L90 233L89 234L85 233L86 231H88L87 229L84 230V232L80 231L81 232L80 233L79 230L81 229L83 231V228H84V227L80 228L81 227L80 224L79 226L78 224H74L78 226L77 228H80L78 229V233L80 235H77L78 233L76 234L77 236L75 234H72L74 232H77V230L74 231L75 229H73L72 233L70 232V230L69 231L67 230L69 229V226L71 227L74 226L72 225V223L71 225H69L70 219H74L75 221V218L70 216L69 221L67 220L69 224L66 225L67 223H65L67 228L63 227L64 221L62 222L63 229L62 227H60L61 225H59L60 228L58 227L59 223L58 221H56L58 223L57 229L59 228V231L58 230L56 231L57 233L59 232L60 234L61 232L60 229H62V231L66 229V232H62L64 234L63 238L65 237V235L67 236L66 239L64 238L65 242L68 239L69 242H71L72 245L74 244L76 248L73 247L74 249H72V246H69L67 247L68 248L67 249L66 245L68 242L65 243L64 240H61V241L63 242L66 249L59 246V245H63L61 244L62 242L60 241V238H61L60 236L63 234L61 235L57 234L58 237H54V235L51 233V230L56 228V226H53V222H55L53 221L54 218L56 220L63 218L62 216L63 212H60L62 211V209L59 208ZM74 207L75 209H73ZM79 207L81 210L79 209ZM58 208L60 210L59 212L62 214H59V212L57 211ZM153 210L157 211V208H154ZM153 210L151 211V213L154 212ZM160 210L161 209L158 208L157 213L160 212L159 214H161L162 210L161 211ZM234 211L236 212L235 215H234L235 213ZM157 213L154 212L153 214H155L156 216ZM53 214L54 215L57 214L58 215V216L56 215L57 218L54 217ZM59 215L62 218H59L60 217ZM63 215L66 216L67 214H63ZM67 217L65 219H68ZM62 220H59V222ZM78 222L79 221H77V223ZM229 222H232L233 226L238 225V222L244 223V226L240 229L241 237L237 238L236 240L233 239L231 242H229L226 245L224 244L219 245L218 243L220 241V237H222L221 235L228 234L229 232H231V228L229 226V224L231 225V223ZM237 228L238 226H236V230ZM54 231L55 229L53 230V233L56 235V231L55 232ZM67 231L69 235L70 234L72 235V236L70 235L71 237H68L69 235H67L68 234ZM102 233H104L105 236L102 235ZM251 234L257 237H253L249 241H246L245 239L249 238ZM124 235L125 237H122ZM114 236H116L115 239H114ZM81 237H85V236H81ZM55 238L57 239L54 241L59 242V243L56 242L58 245V248L54 247L56 250H59L58 255H56L58 253L56 250L54 252L56 254H54L51 251L53 248V247L51 248V246H54L55 244L51 245L52 241L50 239H55ZM128 239H130L131 242H129ZM259 239H262V240L258 242ZM101 240L102 241L106 240V241L104 243V241L101 242ZM48 244L51 246H49ZM95 244L93 246H97ZM109 244L107 246L105 244V247L103 249L105 250L106 247L108 249L110 247ZM101 245L99 246L101 247ZM93 246L92 248H91V245L89 247H90L91 252L93 251L95 252V253L93 252L94 256L91 255L93 254L91 253L90 257L88 256L85 257L84 253L86 251L84 252L82 250L83 249L86 250V248H88L89 250V247L86 246V248L85 247L82 248L81 245H79V249L81 247V250L79 252V249L77 248L78 251L76 249L77 251L76 256L77 258H80L81 254H84V256H82L83 257L82 261L84 262L79 263L78 262L80 260L79 259L77 261L75 260L74 263L75 264H78V263L79 264H90L92 260L100 257L96 259V261L98 260L99 264H104L103 262L107 264L106 263L107 259H109L107 260V262L111 261L108 264H111V263L113 264V262L114 264H118L119 259L117 260V263H116V260H114L113 259L114 257H112V253H110L111 256L110 255L108 256L109 258H107L106 256L107 259H104V261L100 260L101 258H105V256H102L104 254H101L100 252H98L97 249H95ZM100 247L98 248V250L100 249ZM219 247H221V249L215 252L216 248H219ZM62 248L65 251L69 250V253L65 251L63 253ZM69 248H71V250ZM211 248L214 250L211 251ZM47 250L51 251V254ZM104 250H101V251H104ZM111 250L109 251L111 252ZM114 251L117 253L116 250ZM115 252H113V256H117V255H114L116 254ZM135 252L136 251H134L132 254L135 255ZM199 252L197 253V255L202 254ZM78 253H80L79 254L80 257H78ZM88 253L87 255H89ZM127 253L128 255H126ZM107 254H109L108 251L107 253H105V255ZM194 255H195L194 257L196 258V254ZM55 256H57L58 258ZM118 256L120 258L122 257L120 254ZM61 257H62V260H61ZM87 257L88 258L92 257L91 258L92 260L91 261L89 260L88 262ZM110 257H112L111 258L112 260L110 259ZM208 257L210 258L207 259ZM65 258L68 260L67 262H65L66 261ZM115 258L117 259V257ZM122 258H121V261H122ZM128 258H125L127 259V261L125 259L124 260L127 263H129L128 261H130V264H131L132 263L131 261L134 257L131 258V260L130 259L128 260ZM196 259L198 260L200 258H196ZM93 262H95V260ZM97 263L95 262L94 264H97ZM196 263L198 262L196 261ZM122 264H126V263L123 262Z\"/></svg>", "mask_w": 264, "mask_h": 264}]
</instances>
